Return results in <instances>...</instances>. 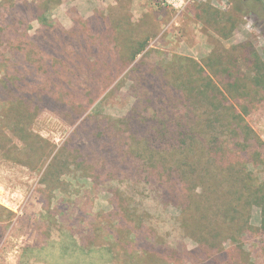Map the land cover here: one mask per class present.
Returning a JSON list of instances; mask_svg holds the SVG:
<instances>
[{"label":"trees","instance_id":"trees-1","mask_svg":"<svg viewBox=\"0 0 264 264\" xmlns=\"http://www.w3.org/2000/svg\"><path fill=\"white\" fill-rule=\"evenodd\" d=\"M53 3L57 2L0 0V125L3 130L9 124L17 131L19 127L17 135L25 143L29 142V134L22 125L26 115L35 118L45 105L57 106V100L65 105L67 100L74 103L76 96L81 97L84 88L78 79L82 77L79 71L84 70V65L94 70L86 75L90 84L85 88L92 107L101 91L110 89L125 72L130 78L131 73L141 71L149 57L157 53L149 48L148 40L134 39L128 30L121 32L128 26H115L121 40H114V30L107 29L108 23L95 16L92 20L80 21L82 28L72 30L50 23L48 17ZM238 11L244 13L242 7ZM95 21L101 24L99 41L98 36L89 34V26ZM35 22L41 28L32 35L30 31ZM113 41L123 49L125 60L118 53L115 54L119 59L116 58L109 50ZM213 59L211 55L210 64L205 66L183 57L161 58L158 67L154 66L145 76L160 89L161 112L156 110L149 117L142 116L140 102L136 101L126 117H106L111 124L130 125L132 139L137 143L121 156L126 138L120 131L113 143L111 138H101L98 141L102 142L96 145L92 142L87 147L93 157L105 156L106 160L111 157L114 172L121 171L127 177L123 190L119 189L122 195L111 199L113 210L89 214L77 211L73 202L67 204L64 199L55 208L52 201L42 199L50 217L55 216L67 226L79 227L80 231L76 232L79 239L75 243L88 256L95 252L108 264H251L242 238L250 228L248 211L254 201L261 203L259 228L264 233V190L251 184L252 174L245 170L260 154L251 155L242 150L243 155L234 162L227 157L226 150L215 147L218 141L208 139L206 130L216 122L231 132V138L238 140L242 133L246 143L256 140L257 145L264 146L245 120L256 105L259 90H264V62L252 53L246 58L247 72L242 74L238 69L224 68ZM112 60L124 63L116 75L115 70L102 67ZM179 62L192 67L183 65L177 70L175 66ZM192 70L198 75L195 80ZM103 78L108 81L103 82ZM93 81H97L99 90ZM174 106L187 111L178 116L173 113ZM194 106L205 113L212 111L215 119L209 118L211 113H198ZM87 111L88 108L81 110L70 118L80 125L93 117ZM61 149L44 175L59 173V168L53 165ZM228 153L233 154L234 150ZM96 163L87 168L95 169ZM227 167L233 172L228 181L230 198L222 194L226 184L221 174ZM78 170V173L85 172L81 165ZM210 175L215 181L207 183ZM53 179L57 182L58 176ZM42 185L50 187V182L43 180ZM169 205L180 212L163 213ZM233 214H247V218L237 222ZM186 240L193 241L195 247L189 248ZM228 241L232 243L229 248L225 244Z\"/></svg>","mask_w":264,"mask_h":264},{"label":"rangeland","instance_id":"rangeland-1","mask_svg":"<svg viewBox=\"0 0 264 264\" xmlns=\"http://www.w3.org/2000/svg\"><path fill=\"white\" fill-rule=\"evenodd\" d=\"M54 2L57 3L52 4L48 17L50 23L55 22L67 30H72L78 26L82 28L80 21L95 16L108 23L107 29L114 30V40H121V34L115 30V26H128L122 28L121 32L125 33L128 30L132 38L148 40L149 48L157 53L149 57L141 71L131 73L130 78L125 76V72L112 83L110 89L101 91L92 107L85 88L90 84L86 80V75L94 70L84 65V70L79 71L82 77L78 79L84 88L81 97L76 96L74 103L67 100L64 105L62 101L57 100V106L45 105L46 107H43L35 118L26 115L27 119L22 125L29 134L28 143L17 135L19 127L17 131L13 124H9L8 128L3 130L0 125V264H108L107 261L99 259L95 252L88 256L80 250L75 243V240L79 239L76 235V232L80 231L79 227L76 225L73 227V224L67 226L55 216L50 217L42 199L52 201V208L64 199L67 204L73 202L75 207L77 206V211L82 210L89 214L113 210L111 199L115 195H122L119 189L123 190L127 177L121 171L114 172L111 157H107V160L105 156L93 157L87 147L92 142L95 145L102 142L98 141L101 138L104 140L111 138L110 142L113 143L120 131L126 138L122 143L124 151L119 153L121 156L129 150L128 147L137 146L132 139L130 125L111 124L107 118L126 117L136 101L140 102L142 116L149 117L156 110L161 112L160 89L145 79L148 73L158 67L161 58L170 60L175 56L183 57L206 66L210 64L208 59L212 55L213 60L224 68L238 69L242 74L247 72L249 63L246 58L248 59L252 53L257 54L264 62L262 9L264 0H54ZM241 7L244 13H239L238 9ZM90 25L89 34L98 36V41L101 40V24L95 21ZM40 28L38 22L33 23L30 34H35ZM83 31L88 33L84 28ZM109 50L116 58L119 59V54L126 59L122 55L123 49L114 41L109 44ZM113 59L116 60L114 57ZM123 65L120 60L119 63H113L112 60L109 65L103 64L102 67L115 70L116 75L122 70ZM183 65L187 68L192 67L191 64L181 62L175 67L179 70ZM214 68L211 66V69ZM104 71L107 75L108 71L106 69ZM192 73L193 80L197 79V73L194 70ZM199 77L203 78L202 75ZM103 79V82L108 81ZM95 85L99 90L98 85ZM255 100L256 105L251 114L245 116V120L264 143L263 89L259 90ZM151 101L155 103L152 105ZM87 108V113L93 116L87 119V122L79 125L80 122L71 120V115L76 116ZM193 108L204 115L212 112L205 113L206 111L199 106ZM186 111L183 107L173 108V113L178 116ZM209 118L215 119L212 113ZM206 131L209 133L208 139L218 141L214 143L215 147L219 146L226 150L227 157L232 158L234 162L239 161L237 158L243 155L242 150L251 155L260 154V157L254 158L255 163L249 164L245 171L252 174L249 179L251 184L263 191L264 146L257 145L256 140L246 143L242 133L238 140L233 139L231 132L216 122ZM60 149L59 158L53 161L55 164L53 168H59V173L44 175L52 158ZM232 150L233 154L228 153ZM92 162H97L96 168H87ZM80 165L85 170L84 173H78ZM57 176L56 182L53 178ZM232 176L230 168L223 169L221 177L226 185L222 194L225 198H230L227 196L231 188L228 181ZM43 180L49 181L50 187L42 185ZM208 181L214 182V176H208L207 183ZM245 191L243 189L244 193ZM253 204L248 211L250 228L244 234L242 244L245 253L250 254L251 264H264V233L259 228L261 203L254 201ZM162 211L170 215H177L180 212L173 205ZM232 216L237 222H240L242 217L247 218V214ZM186 244L189 248L195 247L193 241L186 240ZM225 244L227 248L232 245L229 241Z\"/></svg>","mask_w":264,"mask_h":264},{"label":"built area","instance_id":"built-area-1","mask_svg":"<svg viewBox=\"0 0 264 264\" xmlns=\"http://www.w3.org/2000/svg\"><path fill=\"white\" fill-rule=\"evenodd\" d=\"M179 1H184V0H179Z\"/></svg>","mask_w":264,"mask_h":264}]
</instances>
